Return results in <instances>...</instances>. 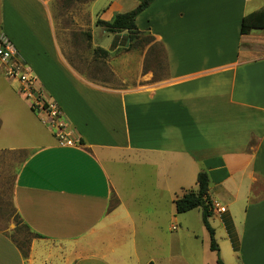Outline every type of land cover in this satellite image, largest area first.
<instances>
[{"label": "crops", "instance_id": "obj_1", "mask_svg": "<svg viewBox=\"0 0 264 264\" xmlns=\"http://www.w3.org/2000/svg\"><path fill=\"white\" fill-rule=\"evenodd\" d=\"M140 1L85 0L87 24L55 27L46 0H0V29L30 67L36 94L57 105L79 141L60 145L0 71V182L7 161L11 207L31 235L22 250L0 230V264H215L201 209L174 206L197 189L200 171L222 263L264 264V29L240 34L244 16L264 14V0H154L135 24L163 52L157 77L142 73L127 32L95 42L108 35L98 20ZM8 4L37 22L3 27ZM72 31L88 33L93 48L122 50L118 78L135 59V82L78 70L67 55Z\"/></svg>", "mask_w": 264, "mask_h": 264}, {"label": "rangeland", "instance_id": "obj_2", "mask_svg": "<svg viewBox=\"0 0 264 264\" xmlns=\"http://www.w3.org/2000/svg\"><path fill=\"white\" fill-rule=\"evenodd\" d=\"M46 2L51 17L53 19L55 18V27H57L56 23H58V21L63 27H81L80 25L84 23L87 24L88 19L83 15V8L81 7V4L85 2V0H46ZM42 7L46 13L45 6L42 5ZM14 8V6L8 4L6 12L3 15V27H26L29 25L28 22H37V19L26 16ZM34 25L35 24H33V26ZM38 25H41V21H39ZM89 25H91V23ZM2 31L8 36L5 30ZM101 32L102 30L98 28L94 33L95 35H98ZM87 34L88 33L85 32H71L70 35L73 38L72 41L74 47L68 50L66 49L68 51L67 55L69 56L70 62L75 65L78 70L84 72L90 78L95 80H100L113 85L121 82L122 80L127 84H132L135 82L134 78L137 67V64H135V59L133 61L129 59L125 62V73L122 75L123 78H118L119 74L115 75L114 73L116 67L115 62L117 61L118 56L122 54V50L120 49L113 53L108 52L107 55H103L101 52H95V50H99L101 48H93L89 42L90 38L89 36L87 37ZM111 39L112 38L110 34H108L103 35V38H96L95 42L105 46L111 42ZM16 40H18L17 37ZM13 42L16 44L15 41ZM130 46V51L134 48L140 53V55L143 54V74H147L150 71L154 73L155 77L164 74L165 64L163 52L149 36V34L144 33L138 35L132 41V44L130 43ZM123 51L124 55L126 54V58L131 56L130 53H126L127 51L125 49H123ZM142 83L145 84L146 82ZM8 171L11 172V175L8 174ZM4 172V176H2V180L0 182V230L4 231L8 237L17 244V246L24 249L31 235L18 220L11 207L9 192L13 180V165L8 167V162L5 161ZM192 243L195 246L200 245L201 239H198V242L194 241ZM209 253L215 258V264H217V255L212 251Z\"/></svg>", "mask_w": 264, "mask_h": 264}, {"label": "trees", "instance_id": "obj_3", "mask_svg": "<svg viewBox=\"0 0 264 264\" xmlns=\"http://www.w3.org/2000/svg\"><path fill=\"white\" fill-rule=\"evenodd\" d=\"M153 1L154 0H141L134 10L127 13L116 14L110 22L98 20L96 24L100 26L107 34L112 35L121 32H127L129 41L132 44V41L139 35V31L137 30L135 24V19L137 15L143 12ZM258 29H264V14L252 13L242 18L240 23L241 35L248 34L252 30ZM130 47L131 46H129L128 49H130ZM95 52H101L103 55L108 54L107 51L102 49L95 50ZM196 185L197 189L195 191H186L180 197L174 200L175 211L177 214H183L196 208L201 209L202 224L209 236V249L217 255L216 263L223 264L219 257L218 246L215 242L214 230L209 223V218L212 216V206L208 197L209 178L205 171L198 172L196 176ZM16 217L18 218L17 215ZM20 249L24 250L23 248ZM147 264L153 263L149 262Z\"/></svg>", "mask_w": 264, "mask_h": 264}, {"label": "built area", "instance_id": "obj_4", "mask_svg": "<svg viewBox=\"0 0 264 264\" xmlns=\"http://www.w3.org/2000/svg\"><path fill=\"white\" fill-rule=\"evenodd\" d=\"M0 71L8 79L20 84V93L28 101L35 113L44 114L48 126L60 145L72 146L78 144V139L71 138L66 125L61 120V112L53 102H46L36 94L35 77L31 69L20 57L16 47L6 34L0 30ZM220 212L224 208H219Z\"/></svg>", "mask_w": 264, "mask_h": 264}]
</instances>
